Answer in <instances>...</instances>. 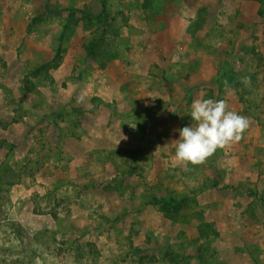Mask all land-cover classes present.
Returning a JSON list of instances; mask_svg holds the SVG:
<instances>
[{
	"label": "rangeland",
	"instance_id": "374dc122",
	"mask_svg": "<svg viewBox=\"0 0 264 264\" xmlns=\"http://www.w3.org/2000/svg\"><path fill=\"white\" fill-rule=\"evenodd\" d=\"M209 98L250 126L182 165ZM0 264H264V0H0Z\"/></svg>",
	"mask_w": 264,
	"mask_h": 264
},
{
	"label": "clouds",
	"instance_id": "9594fccd",
	"mask_svg": "<svg viewBox=\"0 0 264 264\" xmlns=\"http://www.w3.org/2000/svg\"><path fill=\"white\" fill-rule=\"evenodd\" d=\"M189 114L194 124L178 130L175 147V158L182 165H201L218 149L238 143L251 123L248 117L231 110L223 99H196ZM130 126L135 129L136 124Z\"/></svg>",
	"mask_w": 264,
	"mask_h": 264
},
{
	"label": "trees",
	"instance_id": "16d2710c",
	"mask_svg": "<svg viewBox=\"0 0 264 264\" xmlns=\"http://www.w3.org/2000/svg\"><path fill=\"white\" fill-rule=\"evenodd\" d=\"M71 13H75V11H71ZM94 51L95 47L91 46V54H93ZM154 204L159 207L162 213L166 214L170 219L174 220L176 218H181L180 212L183 204H185V201H179L176 197L170 195L169 197L162 196L160 198H155Z\"/></svg>",
	"mask_w": 264,
	"mask_h": 264
}]
</instances>
